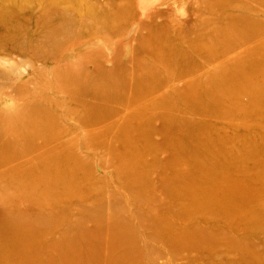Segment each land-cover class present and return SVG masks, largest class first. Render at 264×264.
Segmentation results:
<instances>
[{
    "label": "rangeland",
    "instance_id": "374dc122",
    "mask_svg": "<svg viewBox=\"0 0 264 264\" xmlns=\"http://www.w3.org/2000/svg\"><path fill=\"white\" fill-rule=\"evenodd\" d=\"M263 150L264 0H0V264H264Z\"/></svg>",
    "mask_w": 264,
    "mask_h": 264
},
{
    "label": "bare ground",
    "instance_id": "6f19581e",
    "mask_svg": "<svg viewBox=\"0 0 264 264\" xmlns=\"http://www.w3.org/2000/svg\"><path fill=\"white\" fill-rule=\"evenodd\" d=\"M247 81L248 80H244L241 83L239 82V84H241L242 86L243 85H246ZM228 91L231 92V90H228ZM260 153H262V151ZM263 153H264V150H263ZM227 165H228V168L225 169V171H222V173H220L222 175V177H224L223 180H222V186H221V190H220L222 192V197H224V196L228 197L233 192L239 190V188L234 185L233 178L231 176V172H232V170L234 168H232L229 163ZM132 169H134V168H132ZM261 178L262 177L259 176V175H257V174H256V176L253 175V179L254 180H257V181L259 180L260 181ZM211 179H212V177H209L208 174H203V181L208 182L209 180L211 181ZM208 185H210V183ZM183 192H184L183 194L185 196L188 193L186 190H183ZM203 196H204V199L207 202L213 201L212 204L217 203V205H225V208H227V204H229V203H226V202L223 203L221 201H218V199L220 197H218V196L212 197L206 191H203ZM192 197L194 199V195H191V198ZM221 209H223V208H221ZM20 227L21 226H18V227L17 226H13V228H11L10 230H8V233L11 236L14 235L12 243H15L14 246L16 247V250L18 251V252L14 251L13 254L16 255V257H17L20 254V252H24V253H27V252H30V253L35 252V253H37V248L36 247L30 246V245L24 243L25 242V241H23L24 239H21V238L18 239V238H16L17 231H19V230L21 231V229H19ZM85 241L88 242L87 245H89L90 241L89 240H85ZM86 250L87 251H86V255L85 256H88L89 257L91 255V253H90L88 247L86 248ZM24 253H23V255H25ZM26 262L28 263V261H26Z\"/></svg>",
    "mask_w": 264,
    "mask_h": 264
}]
</instances>
